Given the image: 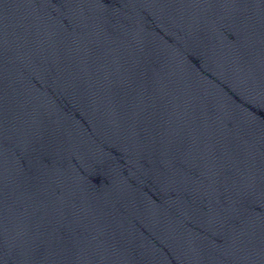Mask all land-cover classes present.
<instances>
[{"label": "water", "instance_id": "obj_1", "mask_svg": "<svg viewBox=\"0 0 264 264\" xmlns=\"http://www.w3.org/2000/svg\"><path fill=\"white\" fill-rule=\"evenodd\" d=\"M0 264H264V0H0Z\"/></svg>", "mask_w": 264, "mask_h": 264}]
</instances>
